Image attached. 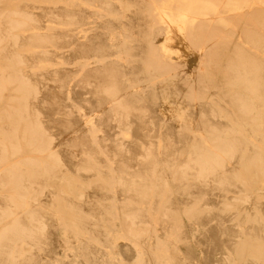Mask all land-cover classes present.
I'll return each instance as SVG.
<instances>
[{"label": "bare ground", "instance_id": "obj_1", "mask_svg": "<svg viewBox=\"0 0 264 264\" xmlns=\"http://www.w3.org/2000/svg\"><path fill=\"white\" fill-rule=\"evenodd\" d=\"M262 69L264 0H0V264H264Z\"/></svg>", "mask_w": 264, "mask_h": 264}, {"label": "rangeland", "instance_id": "obj_2", "mask_svg": "<svg viewBox=\"0 0 264 264\" xmlns=\"http://www.w3.org/2000/svg\"><path fill=\"white\" fill-rule=\"evenodd\" d=\"M238 39V35L235 34L234 35V40ZM163 40V36L160 34L159 36H157V41H162ZM179 53H181V51H178ZM186 60L189 64H194L196 61V55L194 53H189L186 57ZM261 80L263 82L262 85H260L259 87V97L260 100L264 101V69H262L261 71Z\"/></svg>", "mask_w": 264, "mask_h": 264}]
</instances>
